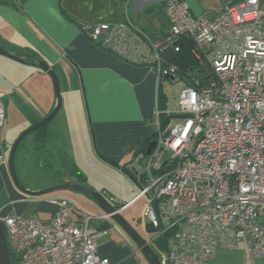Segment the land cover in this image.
I'll return each instance as SVG.
<instances>
[{
    "label": "built area",
    "instance_id": "2783aa9c",
    "mask_svg": "<svg viewBox=\"0 0 264 264\" xmlns=\"http://www.w3.org/2000/svg\"><path fill=\"white\" fill-rule=\"evenodd\" d=\"M169 28L154 37L130 21L82 24L93 43L159 78L179 80L172 59L192 41V53L208 69L184 88L179 113L158 133L151 153H139L132 168L140 193L130 203L106 195L122 213L145 200L144 216L167 235L162 264H210L218 249L244 244L264 259V7L262 0L228 2L213 19L196 16L185 0H163ZM170 116V112L166 113ZM176 118V119H175ZM6 109L0 96V131ZM194 144L192 145V142ZM1 143V135H0ZM169 152V153H168ZM48 221L16 214L1 217L21 264H111L98 254L97 239L114 225L112 214L80 212L66 197L52 199ZM152 240H150L151 244Z\"/></svg>",
    "mask_w": 264,
    "mask_h": 264
},
{
    "label": "crops",
    "instance_id": "0c3cea01",
    "mask_svg": "<svg viewBox=\"0 0 264 264\" xmlns=\"http://www.w3.org/2000/svg\"><path fill=\"white\" fill-rule=\"evenodd\" d=\"M185 1L194 15L202 16L197 4ZM68 16L92 25L120 24L128 19L154 37L162 36L169 28L163 0H0V46L20 58L0 54V96L6 109L0 131L1 217L16 214L48 221L57 210L52 199L71 198L54 193L30 196L16 186L10 171V154L17 138L49 116L57 105L51 76L32 65V58L46 62L57 74L62 108L39 136L30 134L33 148L28 161L34 163L36 171L56 172L53 177L63 174L73 180L31 187L21 183L25 188L39 191L78 184L93 190L96 187H88L87 182L79 183L73 169L88 176L86 164H98L124 174L111 162L131 168L137 154L156 139V111L165 100L159 97L164 78L97 46ZM57 161L62 170L53 168ZM75 206V220L81 219L80 212L96 211L95 205L86 200L78 205L81 209ZM90 224L105 228L99 220H91ZM114 225H107L108 234L97 239L99 256L111 264H147L136 244L131 245L128 238L113 229ZM13 257L7 227L0 219V264H14ZM210 264H264V259L251 257L240 244L234 249H218Z\"/></svg>",
    "mask_w": 264,
    "mask_h": 264
},
{
    "label": "rangeland",
    "instance_id": "374dc122",
    "mask_svg": "<svg viewBox=\"0 0 264 264\" xmlns=\"http://www.w3.org/2000/svg\"><path fill=\"white\" fill-rule=\"evenodd\" d=\"M193 3L197 4L202 12V16H205L209 19H213L220 15L228 2L238 3V0H192ZM262 5L264 7V0H262ZM163 78V77H162ZM54 87V85H53ZM162 87L164 93V103L161 102L160 112L165 113H179V97L181 92L186 87L184 81H172L169 79L162 80ZM164 104L166 107L164 108ZM167 116V114H166ZM176 119V118H175ZM194 141L192 142V145ZM13 148V147H12ZM33 148V137L32 135H28L23 144L19 147V150L16 153V172L21 183L27 187H31L33 185L38 184H46V183H55L60 184L63 181H72L73 178L71 176H67L66 178L62 177L63 174H58L56 177H53V174L56 172H44V171H36L34 168V163L32 161H28V157ZM169 153V152H168ZM24 157V158H23ZM22 159V161H21ZM87 169L89 171V175L85 174L84 176L87 178L86 182L88 187H96L93 190L100 192L101 194L106 193L107 195L114 196L118 198L120 201L124 203H130L136 199V197L140 193V188L124 173L117 172L116 169L107 166H100L98 164H86ZM55 170H62L60 162H56L54 167ZM65 179V180H64ZM91 185V186H90ZM113 190H109V189ZM92 189V188H91ZM54 194H64L66 196L71 197V201L75 205H79L82 200H86L87 202L95 205L96 211L89 212L92 216H99L103 214V211L97 206V203H94L91 198H89L86 194L78 191H61L56 192ZM69 199V198H68ZM69 199V200H70ZM79 207V206H78ZM80 208V207H79ZM81 209V208H80ZM83 210V209H82ZM81 210V211H82ZM145 212V200H139L137 203L132 204L126 210H124L121 215L132 225V227L138 232V234L143 238L148 240H152L155 237L154 230L148 228V220L144 216ZM113 229L118 230L125 238H128L127 241L133 245L132 239L124 232V230L119 225H114ZM128 237H126V235ZM152 249L156 253H160L161 249L157 243L151 244ZM149 264V263H147Z\"/></svg>",
    "mask_w": 264,
    "mask_h": 264
},
{
    "label": "water",
    "instance_id": "95a60500",
    "mask_svg": "<svg viewBox=\"0 0 264 264\" xmlns=\"http://www.w3.org/2000/svg\"><path fill=\"white\" fill-rule=\"evenodd\" d=\"M0 54L5 55L9 58H12L14 60H20L18 54H11L10 52L6 51L3 47L0 46ZM32 65L36 66L37 68L47 72L53 82H54V87L56 91V96H57V105L54 108V110L51 112L49 116H47L45 119L37 123L36 125L30 127L29 129L25 130L15 141L11 154H10V159H9V165H10V171L12 174V177L14 179V182L16 186L23 191L24 193L34 196V197H41V196H46L55 192H61V191H66V190H73V191H79L82 192L86 195H88L90 198H92L100 207V209L103 211V213L106 214H112V219L114 222L119 225L124 232L132 239V241L136 244L138 251L142 253V255L145 257L147 262L149 264H162L159 258V255L152 249L150 245V241H147L143 239L138 232L132 227V225L120 214L116 213V208L114 205H112L105 197L103 194L100 192H97L95 190H92L90 188L84 187L82 185L78 184H61L57 186H53L44 190H39V191H33L25 188L17 175L16 172V164H15V159H16V153L23 142L24 138H26L28 135L39 131L40 129L48 126L53 119L56 117V115L59 113V111L62 108V96H61V90H60V83L57 77V74L51 69V67L44 61L35 59V64L33 63ZM169 80H172V77H167ZM156 141H152L146 153L149 155L152 151V149L155 147Z\"/></svg>",
    "mask_w": 264,
    "mask_h": 264
},
{
    "label": "trees",
    "instance_id": "16d2710c",
    "mask_svg": "<svg viewBox=\"0 0 264 264\" xmlns=\"http://www.w3.org/2000/svg\"><path fill=\"white\" fill-rule=\"evenodd\" d=\"M68 18L76 23L80 28L82 27V22H78L77 19L73 18L72 16H68ZM98 46V45H97ZM194 48L193 42L192 41H188L184 44V48L181 50V52L178 54V56L174 57L172 59V63L177 64L179 67V80L178 81H184L185 85L189 86V85H194V79H196L198 76L202 75V73L204 71H206V69H208V67L201 63L200 60L197 58V56H195L192 53V50ZM35 60V58H32ZM163 78H165L163 76ZM160 90H161V85H160ZM160 98H162V101L164 100V93L160 92ZM165 107V106H164ZM176 116V114L171 113L170 116H166V114L161 113L160 115V120H161V127L164 128L165 124L168 123V121L172 118ZM47 129V126L40 129L36 133L38 136ZM33 134V133H32ZM157 137V135L155 136ZM38 141H41V137L38 138ZM147 148L143 149L142 152L146 154ZM139 154V153H138ZM134 161V160H133ZM133 161L131 162V165L133 163ZM112 165L122 169L125 173H127L132 180L135 181L134 178V172H133V168H129L126 165H119L116 163H112ZM75 171V176L77 177V179L79 180V183L82 184H86V177L84 176V174L78 170V169H73ZM105 194V193H104ZM103 194V195H104ZM106 195V194H105ZM104 227H107V224L104 225ZM148 228L151 230H154L155 232V237L152 239V243H157V245H159L161 252H164L167 250L168 246H167V235L166 236H162V235H158L156 234V229H154V227H152L150 224H148ZM150 244V245H151ZM14 257V264H21L20 263V258L18 257L17 254L13 253Z\"/></svg>",
    "mask_w": 264,
    "mask_h": 264
}]
</instances>
